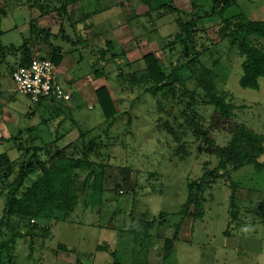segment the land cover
Instances as JSON below:
<instances>
[{
    "label": "rangeland",
    "instance_id": "rangeland-1",
    "mask_svg": "<svg viewBox=\"0 0 264 264\" xmlns=\"http://www.w3.org/2000/svg\"><path fill=\"white\" fill-rule=\"evenodd\" d=\"M170 4L178 10L156 9L145 15L147 7L141 0H80L67 5L65 12L60 9L63 0H0V111L6 118L16 117L21 128L15 142H0V153L6 152L12 161L5 182L0 173V216L7 183L15 179L34 147L50 155L72 142L81 145L72 117L90 130L84 140L91 148L89 158L103 171L101 194L93 201L89 193L79 191L78 205L67 219L31 220L40 225L36 229L14 219L26 233L13 246L14 264H131L130 229L138 228V219L156 221L146 264H264V78L258 79V89L240 86L242 58L222 35L220 4L214 0H170ZM240 13L263 19L264 0H236L224 17ZM192 22L198 56L184 66L189 58L181 41L184 27ZM35 26L48 29L47 39L44 32L40 38L32 32ZM77 34L85 37L86 44L63 53L57 75L71 92L76 113L66 109L58 114L48 102L32 103L10 75L26 52H9L6 46H19L30 37L34 41L28 52L50 57L55 47H70L63 35L76 39ZM148 52L166 73L173 75L172 68H178L171 90L154 91L129 82ZM101 83L108 85L118 111L107 133L92 92V85ZM209 90L233 96L240 124L235 134L213 130L216 142L245 148L262 167L244 163L208 176L212 185L201 196L203 217L195 220L192 207L185 214L179 212L187 185L213 169L218 158L193 134L187 114L194 109L198 123L207 126L213 112L204 98ZM32 125L40 133L33 127L27 132ZM8 129L3 127L2 133L8 134ZM88 170L80 171L77 184ZM37 175L29 172L23 188ZM232 196L237 219L229 216ZM167 238L174 245L164 258Z\"/></svg>",
    "mask_w": 264,
    "mask_h": 264
},
{
    "label": "trees",
    "instance_id": "trees-1",
    "mask_svg": "<svg viewBox=\"0 0 264 264\" xmlns=\"http://www.w3.org/2000/svg\"><path fill=\"white\" fill-rule=\"evenodd\" d=\"M77 1L80 0H63V5L60 9L65 12L67 5L74 4ZM141 1L147 7L143 13L145 15H150L156 9H165L171 12L178 10L174 5L170 4V0ZM214 1L220 4L217 9V14L223 22L220 29L222 35L226 37L231 46L237 49L238 55L242 58L240 64L242 72L238 80L240 86L258 89V79L260 77L264 78V18L251 19L242 13L235 17L226 18L224 17L225 9L234 5L236 0ZM193 24L192 22L190 25L184 27L186 36L181 41L184 47L183 54L189 58L185 60L184 66H187L198 56ZM47 31L48 29L37 26L32 29V32H35L38 38L42 37L43 32L46 33L44 39H47ZM63 36L71 44L68 49H62L60 46L55 47L51 56L48 57L55 67L62 61L63 53L72 52L79 45L86 44L85 40L81 39L78 34L76 39H71L67 35ZM31 41L34 40L29 37L19 46L13 43L6 46L9 52H15L17 50L26 52L17 65L26 64L34 53L28 52V44ZM105 44L111 46V42L109 41ZM101 52L103 53V51ZM141 63L139 68L135 70V75L133 74V77L129 80L131 84L139 87L145 86L154 91L159 88H166L167 92L172 89L171 85L175 80H178V68L175 66L172 68L173 75L166 73L152 52L143 54ZM1 64L2 57L0 55V66ZM97 74L100 76L98 71ZM94 97L104 117L105 128L103 132L107 133V127L113 124L117 118L118 111L116 105L109 89L105 85H101L94 90ZM204 98L207 99V102L213 108L207 126H202L198 123L197 114L194 109H190L188 112L187 120L193 134L205 145L209 153L218 158V162L213 169H209L198 180L191 181L187 185V197L181 205L179 212L185 214L186 210L192 207L191 213L195 220L202 219L203 217L204 208L201 196L212 185L210 181H207L208 176H219L221 170L237 168L244 163L253 164L258 170L262 167V163L258 162L256 157L245 148L221 146L216 142L212 134L213 130H224L229 134H235L239 130L240 124L235 120V109L237 106L234 103L233 96L229 93L218 94L214 90H209ZM61 103L50 101L46 105L58 107L61 106ZM36 104H43V102ZM190 108H193L192 105ZM2 130L3 127L0 126V142L10 140L11 137L5 133L3 134ZM78 131L82 140L81 145L72 142L50 155H48L46 149L34 147L31 152V157L20 163L15 179L7 183L8 188L0 216V264H14L13 246L18 238L26 235L25 232L17 228L13 222L14 219L20 222L26 221L31 229H36L40 226L37 222L40 220L67 219L78 205L79 191L89 193L90 199L93 201L101 194V181L103 178L102 165H95L90 160L89 153L91 152V148L87 147L84 141L87 132L90 130L78 127ZM11 165L12 161L8 154L6 152L0 153V173L1 179L4 182ZM97 166L100 167L99 170H97ZM85 168H89V170L83 177V180L77 184L80 177L79 173L80 171H84ZM34 171H37L38 175L29 185L23 188L28 173ZM230 204L229 216L232 219H237L238 210L233 196L231 197ZM256 206L262 208L263 203H255ZM35 219L37 221L31 223V220ZM136 223L138 228L134 227L130 229L134 236L133 260L131 264H146L151 230L155 226L156 221L153 219H138ZM176 227H179V224ZM3 228L6 230V234H2ZM175 237L176 232L173 238ZM173 245V239H165L164 258H167L171 254Z\"/></svg>",
    "mask_w": 264,
    "mask_h": 264
},
{
    "label": "built area",
    "instance_id": "built-area-1",
    "mask_svg": "<svg viewBox=\"0 0 264 264\" xmlns=\"http://www.w3.org/2000/svg\"><path fill=\"white\" fill-rule=\"evenodd\" d=\"M10 75L17 89L27 95L32 103H65L72 97L71 92L59 80L53 62L38 53H33L26 64L15 66ZM119 192L122 190L119 189Z\"/></svg>",
    "mask_w": 264,
    "mask_h": 264
},
{
    "label": "crops",
    "instance_id": "crops-1",
    "mask_svg": "<svg viewBox=\"0 0 264 264\" xmlns=\"http://www.w3.org/2000/svg\"><path fill=\"white\" fill-rule=\"evenodd\" d=\"M93 20V19H92ZM92 20H90V22H93ZM79 35V34H78ZM83 40H85V37L83 38ZM62 62H63V59H62V61L56 66V73H57V75H58V68H59V66H60V64L62 65ZM60 73V72H59ZM101 85H105V86H107V88H108V85H106V84H104V83H101V84H99V85H92V92H93V94H94V90L97 88V87H99V86H101ZM109 89V88H108ZM110 91V90H109ZM110 94H111V92H110ZM111 96H112V94H111ZM95 98V97H94ZM113 98V97H112ZM63 104V105H62ZM6 105H4V108H6L5 107ZM50 107V106H49ZM49 107L47 106V108H48V110H50L51 111V109H49ZM68 110V111H72L73 113H76V111H75V109H76V107H75V105H74V103H73V97H71V99H70V101H68V102H65V103H61V106H58V107H55V106H52V111H57L58 112V114H61L62 112H64L65 110ZM76 115V114H75ZM5 116V117H4ZM55 116L57 117V115L55 114ZM11 118V117H10ZM10 118H6V113L4 112V110L1 112L0 111V126H3L4 128H7L8 129V125H11V128L10 129H8V134H9V136L11 137L10 138V140H7V141H1V143L2 142H11V141H16L17 140V138H18V136H17V133L19 132V131H21V128L18 126V124H17V118L16 117H12L11 119ZM72 119H73V121H72V124H73V127H74V129L75 128H78V127H80V128H82V126H81V121L79 120V119H77V118H73L72 117ZM42 120H44L43 121V123L44 124H46L47 125V123H49L46 119H44V118H41V121ZM8 121L10 122L9 124H8ZM69 122H70V120H69ZM33 127V130L34 131H36V133H40L39 132V130H38V128H37V126H31V127H29V130L27 129V132H29L30 130H31V128ZM12 130H14V131H12ZM86 130V129H85ZM32 131V130H31ZM66 131V130H65ZM64 131V133H61L62 135H64L66 132ZM46 133H48V135L50 134V133H52L51 131H49V130H46ZM54 133H57V131L56 132H54ZM6 135H8L7 133H5Z\"/></svg>",
    "mask_w": 264,
    "mask_h": 264
}]
</instances>
